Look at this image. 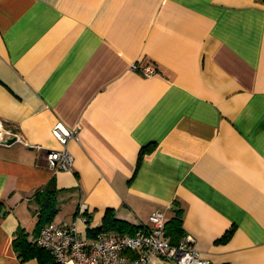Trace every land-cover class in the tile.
I'll return each instance as SVG.
<instances>
[{"label":"crops","instance_id":"0c3cea01","mask_svg":"<svg viewBox=\"0 0 264 264\" xmlns=\"http://www.w3.org/2000/svg\"><path fill=\"white\" fill-rule=\"evenodd\" d=\"M58 120L79 131L54 172ZM51 177L82 234L80 207L97 228L176 205L209 264H264V0H0V264H38L12 238Z\"/></svg>","mask_w":264,"mask_h":264},{"label":"built area","instance_id":"2783aa9c","mask_svg":"<svg viewBox=\"0 0 264 264\" xmlns=\"http://www.w3.org/2000/svg\"><path fill=\"white\" fill-rule=\"evenodd\" d=\"M130 70L149 76L159 72V67L132 62ZM78 131V125L68 126L59 120L54 124L51 133L61 147L45 151L48 169L57 172L72 168L73 157L67 143L77 139ZM79 212L86 220V209L80 207ZM165 222V214L154 210L148 222L139 223L131 234L102 231L90 238L79 232L75 224L52 220L40 229L34 241L57 264H209L194 247L192 235L184 234L177 243H170L165 235Z\"/></svg>","mask_w":264,"mask_h":264},{"label":"trees","instance_id":"16d2710c","mask_svg":"<svg viewBox=\"0 0 264 264\" xmlns=\"http://www.w3.org/2000/svg\"><path fill=\"white\" fill-rule=\"evenodd\" d=\"M156 65V64H155ZM157 66V65H156ZM142 153H139L137 166L141 161ZM63 189L57 188L54 177H51L46 184L39 187L34 192V201L38 205L35 214V226L33 229V238H29V232L23 228H18L13 234L12 245L13 249L20 261H25L30 258H35L38 264H57L50 253L44 248L38 246L34 241L35 236L39 233L40 229L48 222L54 220L59 212L58 194ZM174 215L165 222V235L169 237V242L175 244L184 235L182 228V208L174 206ZM86 217V234L88 237H93L98 232H117L120 234H131L137 229V225L124 219L115 217L112 209L105 210L102 218V223L97 228L89 227L90 215L84 213ZM232 233V228L227 230L220 238L221 241L227 240Z\"/></svg>","mask_w":264,"mask_h":264},{"label":"water","instance_id":"95a60500","mask_svg":"<svg viewBox=\"0 0 264 264\" xmlns=\"http://www.w3.org/2000/svg\"><path fill=\"white\" fill-rule=\"evenodd\" d=\"M15 140H16V136L13 135V136H11V137H6L5 140H3V143H5V144H11V143H13ZM3 213H4L3 210H1L0 214L3 215Z\"/></svg>","mask_w":264,"mask_h":264}]
</instances>
